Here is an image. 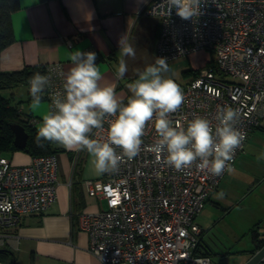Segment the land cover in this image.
Masks as SVG:
<instances>
[{
    "label": "built area",
    "instance_id": "1",
    "mask_svg": "<svg viewBox=\"0 0 264 264\" xmlns=\"http://www.w3.org/2000/svg\"><path fill=\"white\" fill-rule=\"evenodd\" d=\"M166 10V0H151L144 8L161 21L158 57L168 62L201 49L215 56L193 79L178 84L184 100L171 119L186 127L196 116L214 119L218 107L238 108V127L246 139L235 152L234 167L264 119V0H202L200 14L189 20L176 15L175 8L161 15ZM57 65L65 70L62 62L45 65L44 75L53 72V86L45 92L49 102L61 88ZM143 139L134 159L87 181L89 192L107 201L106 207L78 216L89 233L90 251L105 264H217L196 253L203 230L196 219L227 172L214 176L194 166L176 170L150 150L151 125ZM59 167L57 152L33 156L23 165L0 154V251L14 245L13 230L26 215L45 213L55 204ZM0 264L11 261L0 258Z\"/></svg>",
    "mask_w": 264,
    "mask_h": 264
},
{
    "label": "clouds",
    "instance_id": "2",
    "mask_svg": "<svg viewBox=\"0 0 264 264\" xmlns=\"http://www.w3.org/2000/svg\"><path fill=\"white\" fill-rule=\"evenodd\" d=\"M202 0H166L170 15L173 8L181 19L200 14ZM115 76L123 79L128 66L124 57H135L136 51L125 37L119 40ZM71 66L65 71L56 66L60 90L44 103L47 89L53 86V72L34 73L28 79L30 110L41 119L37 124L35 143L44 141L66 150L86 151L89 165L96 175L116 172L125 159H134L142 150L144 137L151 125L155 139L150 150L158 160L176 170L193 166L214 176L234 171L235 152L246 139L238 124L241 113L231 106L218 107L214 119L196 116L187 126L174 124L171 115L180 108L184 95L169 75L171 69L164 57L137 69L138 78L127 84L131 95L125 103L115 85L106 82L96 63L95 52H70ZM107 125V127H105ZM257 160H264L261 153ZM222 198L223 192L218 193Z\"/></svg>",
    "mask_w": 264,
    "mask_h": 264
},
{
    "label": "crops",
    "instance_id": "3",
    "mask_svg": "<svg viewBox=\"0 0 264 264\" xmlns=\"http://www.w3.org/2000/svg\"><path fill=\"white\" fill-rule=\"evenodd\" d=\"M150 1L20 0L21 8L12 15L15 41L2 50L1 69L12 71L28 65L62 62L67 71L71 66L70 52L92 49L105 81L115 85L118 97L126 103L131 95L127 84L138 78L136 70L142 71L157 58L161 21L144 13ZM121 37L133 45L136 55L124 57L128 71L123 79H117L114 66L118 65ZM9 90L12 102L19 105L24 116L31 115L37 127L41 117L30 110L28 82ZM44 103H49L46 93ZM259 130H264V119L261 126L253 130L250 141ZM53 146L60 160L57 201L45 213L26 215L13 230L17 240L8 249L14 264H105L90 251L89 233L80 227L78 218L82 211L107 206L106 199L92 195L87 184L88 180H97L102 175H96L91 169L86 151ZM32 157L23 150L11 156L19 165L29 163ZM247 163L254 166L253 159ZM233 168L234 175L227 172L221 185L233 178L243 182L239 167Z\"/></svg>",
    "mask_w": 264,
    "mask_h": 264
},
{
    "label": "rangeland",
    "instance_id": "4",
    "mask_svg": "<svg viewBox=\"0 0 264 264\" xmlns=\"http://www.w3.org/2000/svg\"><path fill=\"white\" fill-rule=\"evenodd\" d=\"M214 57L210 50L201 49L188 56L170 60L169 75L177 84H184L212 64ZM2 94L13 99L9 89H4ZM252 133L253 131L251 135ZM251 135L245 151L239 155L234 165L239 167L243 182H237L233 178L230 179L231 182L220 184L221 187L214 192L196 219L203 229V243L210 249L211 257L218 264H243L254 247V231L264 234V160H257L264 153V130L255 133L250 141ZM252 159L254 166L247 163ZM248 166L250 169H245ZM251 181L254 183L249 185ZM220 192L224 193L222 198L218 196Z\"/></svg>",
    "mask_w": 264,
    "mask_h": 264
},
{
    "label": "trees",
    "instance_id": "5",
    "mask_svg": "<svg viewBox=\"0 0 264 264\" xmlns=\"http://www.w3.org/2000/svg\"><path fill=\"white\" fill-rule=\"evenodd\" d=\"M20 8V0H0V58L2 50L15 41V35L12 26V15ZM37 72L44 75L45 66L28 65L22 69L12 71L2 70L0 66V154L2 155L11 157L10 155L17 150H23L31 154L32 156L57 152L53 144L47 141L43 142L44 147L41 148L37 146V144L35 143L37 127L35 123L32 122V116H24L19 105L13 103L11 99L5 97L2 94V91L4 89L13 88L20 84L27 83L29 77ZM13 123H20L24 125L29 133L28 142L24 149H19L14 145L15 133L12 129ZM260 126L261 124L258 127ZM263 245L264 234L258 230H255L253 243L254 247L250 250V254H254ZM10 253L11 251L3 249L2 251H0V258L4 260H10L11 264H14V258L11 257ZM196 253L198 255L211 256L210 249L203 243L202 237H200V242Z\"/></svg>",
    "mask_w": 264,
    "mask_h": 264
},
{
    "label": "water",
    "instance_id": "6",
    "mask_svg": "<svg viewBox=\"0 0 264 264\" xmlns=\"http://www.w3.org/2000/svg\"><path fill=\"white\" fill-rule=\"evenodd\" d=\"M12 129L15 133L14 145L19 149H24L27 145L29 133L25 126L20 123H13ZM9 251V249H6ZM264 259V245L252 254L243 264H257Z\"/></svg>",
    "mask_w": 264,
    "mask_h": 264
}]
</instances>
